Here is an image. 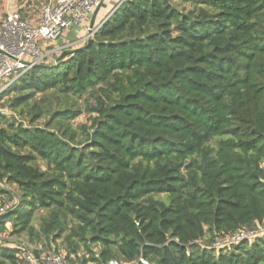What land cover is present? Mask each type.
I'll return each mask as SVG.
<instances>
[{
	"label": "trees",
	"instance_id": "trees-1",
	"mask_svg": "<svg viewBox=\"0 0 264 264\" xmlns=\"http://www.w3.org/2000/svg\"><path fill=\"white\" fill-rule=\"evenodd\" d=\"M62 52L0 95V264H264L214 246L264 227V0H124Z\"/></svg>",
	"mask_w": 264,
	"mask_h": 264
},
{
	"label": "built area",
	"instance_id": "built-area-1",
	"mask_svg": "<svg viewBox=\"0 0 264 264\" xmlns=\"http://www.w3.org/2000/svg\"><path fill=\"white\" fill-rule=\"evenodd\" d=\"M101 1L37 0L33 10L35 12L29 17H24L19 9L8 11L0 19V95L7 89L9 79L14 77L16 80L35 65L44 62L48 53H44L42 44L49 41L56 43L65 31L74 26L88 24L89 28L90 17ZM98 25L94 33L101 27L102 22ZM94 33H88L85 41ZM74 43L76 42L65 43L51 53L75 48ZM3 210L4 208L1 209ZM260 234H264V227L258 231L242 228L226 235H217L214 246H229ZM35 250L39 251V255ZM20 257L28 264H70L64 253L42 250L28 242L20 247ZM105 264L120 262L111 259Z\"/></svg>",
	"mask_w": 264,
	"mask_h": 264
},
{
	"label": "rangeland",
	"instance_id": "rangeland-1",
	"mask_svg": "<svg viewBox=\"0 0 264 264\" xmlns=\"http://www.w3.org/2000/svg\"><path fill=\"white\" fill-rule=\"evenodd\" d=\"M108 4H110L111 6V10H110V12L105 16V18H103V20L104 19H106V17L113 11V9H115L118 5H120L121 4V2L123 1V0H105ZM106 5V4H105ZM189 7V6H188ZM35 8V7H34ZM102 11V10H101ZM35 12V11H34ZM34 12H31L30 13V15L29 16H31V14L32 13H34ZM25 14V13H24ZM29 14V13H28ZM102 22V21H101ZM101 22H99L100 24H101ZM98 23V24H99ZM97 24V23H96ZM95 25V27L96 26H99V25ZM83 27L81 28V37H80V39H77L76 40V43H74L73 44V46L74 47H78V46H81V45H83V43L85 42V38H86V36L88 35V24H84V25H82ZM75 34H77V31H75V32H73V34H72V36L73 37H75L74 35ZM91 37V36H90ZM61 42L60 41H57L56 43H53V42H46L45 44H42V47H43V51H44V53H48V55L46 56V58H45V60H44V62L43 63H56V61H57V59H58V57L63 53V52H61V53H59V50L56 52H52L51 53V51L52 50H54L55 48H59L60 46H61ZM49 52H50V54H49ZM20 78V77H19ZM19 78H17V79H19ZM17 79L15 80V78L13 77V78H11V79H9L8 80V87L9 86H12V84L13 83H15L16 81H17ZM7 84V83H6ZM7 87V88H8ZM14 96H16V94H15V92L14 93H12V94H10L9 96H5L4 97V101L3 102H0V113L1 114H4L5 115V117L7 118V119H9V120H12L13 118H11V117H9V116H11L10 114H11V111H12V109L10 108V107H8V100H11V99H13V97ZM87 121H88V114H86V113H83L81 116H79L78 118H76L75 120H74V125L76 126V127H80L82 124H85V123H87ZM2 123H4V121H2ZM5 124V123H4ZM39 163L41 164V165H43V163L41 162V161H39ZM12 188H16L15 186H12ZM12 204V202L10 201V198L8 197V196H0V207H2V208H4V209H6V207L7 206H10ZM2 208H0V210L2 209ZM6 227H7V230L8 231H10L11 230V223L9 222V223H7L6 224ZM3 232V233H1L0 234V243H4V244H8V241L9 240H12V239H14L15 238V236H11V235H9V232ZM35 246H37L38 244L36 243V244H34ZM59 246V249L61 250H63V243L62 242H60V244L58 245ZM46 250H47V248H46ZM57 252V251H56Z\"/></svg>",
	"mask_w": 264,
	"mask_h": 264
},
{
	"label": "crops",
	"instance_id": "crops-1",
	"mask_svg": "<svg viewBox=\"0 0 264 264\" xmlns=\"http://www.w3.org/2000/svg\"><path fill=\"white\" fill-rule=\"evenodd\" d=\"M36 2L37 0H0V19L4 17L8 11L15 10V9H19L21 14L24 17H29L30 13L34 12L33 10H34V5ZM110 6L111 5L108 4L106 1L104 2L103 6L99 10L98 15L96 17V23L103 21V18H105V16L111 10ZM91 18H92V15L90 17L89 23L91 21ZM82 27H83L82 25H78V26H74L71 29L65 31L64 35L58 40L62 43L61 46L64 45L65 43L76 42L77 39H80ZM75 31H77V34H75L74 35L75 37H73L72 34Z\"/></svg>",
	"mask_w": 264,
	"mask_h": 264
},
{
	"label": "water",
	"instance_id": "water-1",
	"mask_svg": "<svg viewBox=\"0 0 264 264\" xmlns=\"http://www.w3.org/2000/svg\"><path fill=\"white\" fill-rule=\"evenodd\" d=\"M104 1L105 0H102L101 2H100V4L95 8V10H94V12H93V14H92V18H91V21H90V23H89V28H88V32H89V34H92V33H94V30H95V23H96V17H97V15H98V12H99V10L101 9V7L103 6V4H104ZM122 3V2H121ZM119 6V5H118ZM117 6V7H118ZM117 7L115 8V9H117ZM115 9H113V11L106 17V19H104L103 21H102V24L110 17V15L115 11ZM66 53L67 52H63L59 57H58V59H57V61L56 62H58V61H60V59L64 56V55H66Z\"/></svg>",
	"mask_w": 264,
	"mask_h": 264
}]
</instances>
